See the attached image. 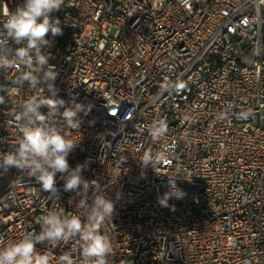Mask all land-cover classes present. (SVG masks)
Wrapping results in <instances>:
<instances>
[{"label": "built area", "instance_id": "2783aa9c", "mask_svg": "<svg viewBox=\"0 0 264 264\" xmlns=\"http://www.w3.org/2000/svg\"><path fill=\"white\" fill-rule=\"evenodd\" d=\"M22 2L0 0V22ZM50 16L62 35L49 33L42 53L58 73L57 98L90 106L71 130L79 144L69 166L84 165L89 203L98 185L114 204L101 226L108 264H264V0H64ZM21 71H0V154L20 135L7 96ZM31 94L26 81L14 93ZM161 121L167 131L153 136ZM145 153L164 159L145 167ZM62 175L53 198L21 170L0 168L6 239L39 232L50 210L83 216ZM173 179L184 196L161 207ZM36 249L50 264L80 256L78 238Z\"/></svg>", "mask_w": 264, "mask_h": 264}, {"label": "clouds", "instance_id": "9594fccd", "mask_svg": "<svg viewBox=\"0 0 264 264\" xmlns=\"http://www.w3.org/2000/svg\"><path fill=\"white\" fill-rule=\"evenodd\" d=\"M63 3L64 0H23L14 10L6 11L4 20L0 22V71L23 69L16 80L17 87L9 89L7 96V103L18 105L12 117L20 135L13 151L0 154V168L21 170L28 177L35 178L53 198H58L56 175L63 174V190L81 197L77 206L83 209V216L50 210L39 221V232H25L17 240L6 239L0 233V264H50L49 254L39 252L36 245L46 242L56 247L73 238L79 240V258L74 259L71 253L65 252L57 258V264H108L112 253L111 242L101 232V226L112 217L114 204L98 185L89 203L90 182L82 176L84 165L70 168L68 163L69 154L79 144L72 139L71 130L80 128L79 113L87 114L90 106L75 100L65 106L66 102L57 98L54 81L58 73L55 65L49 64L50 57L42 53V47L49 44L46 39L49 33L53 37L62 35L60 20L52 19L50 13ZM181 3L187 5L190 0H181ZM10 41L19 46L12 48ZM25 81L33 94L27 99L17 100L15 90L21 89ZM45 87L49 95L44 94ZM4 103L5 97L0 96V104ZM42 106L49 108L47 115L40 111ZM61 107L64 108L62 113L59 112ZM57 115L60 120L56 119ZM249 115V112H242L239 118L247 119ZM150 131L153 136H162L167 126L161 121ZM154 159L163 161V153L155 157L145 153L141 163L147 167ZM118 176L117 171L112 177ZM91 184L96 185V182ZM168 185L169 191L157 197L161 207H168L172 197L179 199L184 196L183 191L176 187L175 179L169 180Z\"/></svg>", "mask_w": 264, "mask_h": 264}]
</instances>
